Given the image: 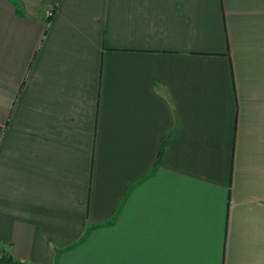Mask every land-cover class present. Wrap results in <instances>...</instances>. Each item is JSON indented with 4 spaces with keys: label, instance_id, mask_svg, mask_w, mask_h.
Listing matches in <instances>:
<instances>
[{
    "label": "crops",
    "instance_id": "crops-1",
    "mask_svg": "<svg viewBox=\"0 0 264 264\" xmlns=\"http://www.w3.org/2000/svg\"><path fill=\"white\" fill-rule=\"evenodd\" d=\"M0 254L264 264V0H0Z\"/></svg>",
    "mask_w": 264,
    "mask_h": 264
},
{
    "label": "trees",
    "instance_id": "trees-1",
    "mask_svg": "<svg viewBox=\"0 0 264 264\" xmlns=\"http://www.w3.org/2000/svg\"><path fill=\"white\" fill-rule=\"evenodd\" d=\"M15 5H16L17 13H18L19 15H21L22 17H25V16H26V15H25V12H24L23 9L20 7V5H19L17 2H15ZM0 262H1L2 264H26L25 262L20 261V260H16V259H14L12 256H9V255H7V254H4V255L1 256V258H0Z\"/></svg>",
    "mask_w": 264,
    "mask_h": 264
},
{
    "label": "built area",
    "instance_id": "built-area-1",
    "mask_svg": "<svg viewBox=\"0 0 264 264\" xmlns=\"http://www.w3.org/2000/svg\"><path fill=\"white\" fill-rule=\"evenodd\" d=\"M2 254H0V258H1Z\"/></svg>",
    "mask_w": 264,
    "mask_h": 264
},
{
    "label": "water",
    "instance_id": "water-1",
    "mask_svg": "<svg viewBox=\"0 0 264 264\" xmlns=\"http://www.w3.org/2000/svg\"><path fill=\"white\" fill-rule=\"evenodd\" d=\"M0 264H2V263L0 262Z\"/></svg>",
    "mask_w": 264,
    "mask_h": 264
}]
</instances>
